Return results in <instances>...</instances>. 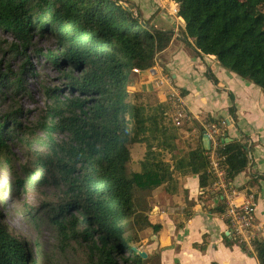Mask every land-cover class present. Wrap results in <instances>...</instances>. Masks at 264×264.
<instances>
[{
  "label": "trees",
  "instance_id": "1",
  "mask_svg": "<svg viewBox=\"0 0 264 264\" xmlns=\"http://www.w3.org/2000/svg\"><path fill=\"white\" fill-rule=\"evenodd\" d=\"M172 1L185 22V44L196 54L215 57L264 93V0ZM134 10L121 0H0V31L12 38L0 42V165H13V147L28 142L23 111L7 105L6 98L23 91L28 53L38 51L36 38L49 40L54 48L43 56L57 68L67 91L47 90L44 117L35 125L43 133L40 149L32 161L10 170L23 190L39 185L58 192L29 214L68 246L83 249L85 264H150L128 233L135 226L160 228L150 216L153 192L161 188L170 194L176 175L198 176L206 189L213 176L200 122L184 127L197 132V139L176 138L159 116L146 114L152 104L134 102L138 95L130 87L136 70L151 68L174 37L143 23ZM16 56L22 67L13 76L9 60ZM220 140L219 166L231 180L250 167L252 147L245 136ZM140 143L146 154L139 170L130 173V147ZM213 212L223 214L225 207ZM252 246L264 264V239H254ZM35 256L27 242L12 236L0 213V264H37Z\"/></svg>",
  "mask_w": 264,
  "mask_h": 264
},
{
  "label": "crops",
  "instance_id": "2",
  "mask_svg": "<svg viewBox=\"0 0 264 264\" xmlns=\"http://www.w3.org/2000/svg\"><path fill=\"white\" fill-rule=\"evenodd\" d=\"M130 2L137 15L155 29L174 33L170 46L157 56L151 68L137 73L130 87L140 103L157 108L146 114L159 116L167 134L190 141L197 139V132L176 129L174 120L168 121L167 117L173 119L175 112L170 94L177 91L191 122H200L204 129L208 124L216 125L219 135L229 142L245 136L252 147L250 167L234 179L210 170L213 176L206 189L200 188L198 176L176 175L170 194L161 188L155 190L150 216L160 228L146 229L139 251L146 253L150 264H260L252 241L264 239V93L221 67L215 57L196 54L185 44V22L178 12L173 13L179 8L177 3ZM190 43L193 45L192 40ZM211 119L223 122L219 126L209 123ZM203 145L210 160L219 163L214 142L209 140L207 144L204 139ZM176 177L181 180L180 190H176ZM248 202L255 205L256 219L252 238L243 246L231 234L224 214L229 205ZM220 206L225 207L223 214L213 212Z\"/></svg>",
  "mask_w": 264,
  "mask_h": 264
},
{
  "label": "rangeland",
  "instance_id": "3",
  "mask_svg": "<svg viewBox=\"0 0 264 264\" xmlns=\"http://www.w3.org/2000/svg\"><path fill=\"white\" fill-rule=\"evenodd\" d=\"M121 1L134 9L130 2L132 0ZM178 9L179 8H176L173 13L176 14ZM134 13L136 17L139 16L143 19L139 14L137 15L135 11ZM0 42L5 45V43L12 42V38L10 35H6L0 31ZM34 45L35 49L38 51L34 53L32 50H28V55L30 54L31 57L26 67L30 70L22 78L24 84L23 91L19 93H10L12 97L9 99L6 98L7 105H13L15 103L22 109L24 114L23 124L26 134L28 133V142L27 144H16L13 147L15 154L13 165H0V213L2 214L4 225L12 236L28 243L32 255H36L35 259L37 264H85V252L83 249L74 244L68 246L67 243L59 238L55 231L41 222L34 220L29 214L33 209H42V206L57 197L58 192L42 188L39 185L23 190L22 187H18L15 184V178L10 170L13 169V167L18 168L32 161L31 156L34 151L40 149L38 143L43 138V133L40 129L36 128L35 125L39 124L44 117L48 103L47 90L59 88L64 92L67 91L64 86L65 80L61 79L57 68L43 56L47 51L54 48L52 42L36 38ZM188 51L190 50L188 49ZM9 57H11V54H5V59ZM1 59H3V54L0 53V60ZM9 61L13 76L14 74L18 76L22 67L21 57L16 56ZM3 70H5V62ZM11 76L12 75L9 74V77ZM13 76L11 79L14 80ZM169 101L172 103V100L169 99ZM134 102L140 103V100L135 98ZM152 103L154 105V102ZM163 105H165L164 107H168L169 104L163 102ZM167 118L169 119L168 121H170V119L172 121L174 120L176 129L184 130L186 125L189 127L192 126L191 120L189 119L186 121L182 120L181 125L176 126L175 112L173 113V119L170 117ZM130 149L132 152V163L129 172L132 173L139 170L140 161L144 159L146 154V145L144 143L134 144ZM165 161H169V156L165 157ZM175 185L176 190H180L182 187L181 180L178 177H176ZM38 216H41V214H38ZM128 236L131 239L132 245L140 250L139 247L142 245V238L146 236V229L135 226L129 231Z\"/></svg>",
  "mask_w": 264,
  "mask_h": 264
},
{
  "label": "built area",
  "instance_id": "4",
  "mask_svg": "<svg viewBox=\"0 0 264 264\" xmlns=\"http://www.w3.org/2000/svg\"><path fill=\"white\" fill-rule=\"evenodd\" d=\"M138 72L139 71L136 70V73ZM170 100H172L175 111L176 126H180L182 120H190L189 116L184 110V105L180 94L177 91L170 94ZM205 135H208L209 140L214 142L215 148L220 145L221 136L219 135L216 125L208 124L205 128ZM208 157L209 159H211L210 153H208ZM210 170H212L218 176H223L225 174L223 169L220 168L219 163L214 160H210ZM224 217L228 222L231 234L234 236V238L240 245L244 246L247 241L252 238V231L256 219L255 205L251 202H248L242 206L229 205L226 209Z\"/></svg>",
  "mask_w": 264,
  "mask_h": 264
},
{
  "label": "water",
  "instance_id": "5",
  "mask_svg": "<svg viewBox=\"0 0 264 264\" xmlns=\"http://www.w3.org/2000/svg\"><path fill=\"white\" fill-rule=\"evenodd\" d=\"M142 22L143 23H145V21L142 19ZM204 139H205V141L207 142V144L209 143V137H208V135H205L204 136ZM230 140L229 139H226L225 140V142H229ZM143 258H146L147 257V255H146V253H144V252H142V251H139L138 249H135Z\"/></svg>",
  "mask_w": 264,
  "mask_h": 264
}]
</instances>
